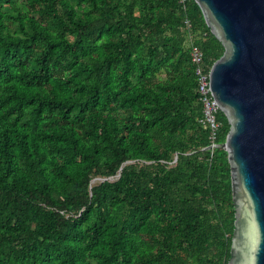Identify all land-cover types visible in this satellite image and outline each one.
<instances>
[{
    "label": "trees",
    "instance_id": "obj_1",
    "mask_svg": "<svg viewBox=\"0 0 264 264\" xmlns=\"http://www.w3.org/2000/svg\"><path fill=\"white\" fill-rule=\"evenodd\" d=\"M193 45L224 52L194 0H0V264H228Z\"/></svg>",
    "mask_w": 264,
    "mask_h": 264
},
{
    "label": "water",
    "instance_id": "obj_2",
    "mask_svg": "<svg viewBox=\"0 0 264 264\" xmlns=\"http://www.w3.org/2000/svg\"><path fill=\"white\" fill-rule=\"evenodd\" d=\"M194 1L224 45L209 88L230 125L222 144L235 209L228 264H264V0Z\"/></svg>",
    "mask_w": 264,
    "mask_h": 264
},
{
    "label": "built area",
    "instance_id": "obj_3",
    "mask_svg": "<svg viewBox=\"0 0 264 264\" xmlns=\"http://www.w3.org/2000/svg\"><path fill=\"white\" fill-rule=\"evenodd\" d=\"M191 60L195 65V72L198 77V92L202 103L203 118L202 122L209 128V147L213 148L216 145V137L218 131V122L216 114L220 110L219 105L209 88V69H206L202 61V53L200 49L193 45L190 51Z\"/></svg>",
    "mask_w": 264,
    "mask_h": 264
}]
</instances>
